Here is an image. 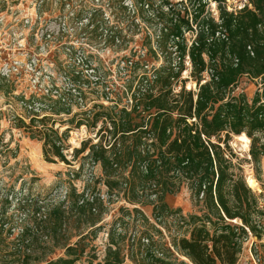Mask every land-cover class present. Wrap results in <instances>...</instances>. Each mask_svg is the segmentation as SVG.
Wrapping results in <instances>:
<instances>
[{
    "label": "trees",
    "instance_id": "16d2710c",
    "mask_svg": "<svg viewBox=\"0 0 264 264\" xmlns=\"http://www.w3.org/2000/svg\"><path fill=\"white\" fill-rule=\"evenodd\" d=\"M192 1L197 20L204 13L205 3ZM250 1L256 11L245 8L233 14L221 10V26L228 32L227 39L213 36L219 26L213 19L203 18L199 22L201 29L189 49L191 76L198 86L196 91L187 89L181 80L185 67L183 57L188 49L183 28L189 27L186 19L189 11L184 9L176 22L172 14L168 19L158 16L166 23L162 27L164 35L156 41L164 64L153 70L146 69L148 64L144 60L132 64L136 71L140 63L143 72L134 75L126 88L131 94L130 107L118 102L108 106L95 103L89 110L75 112L72 117L77 128L87 126L89 118H92V126L101 122L103 126L98 132L105 131L109 136L98 133L96 143L84 140L79 148L73 149V157L88 150L84 159L101 165L99 183L107 187L109 196L122 193L131 204L145 206L150 203L153 206L155 224L137 206L121 208V220H140L145 228L137 237L118 230L115 223L109 232L103 264H237L246 240L250 236L261 240L264 236V187L263 192L257 194L247 184L241 168L236 170L229 145L233 135L246 133L251 139L252 161L257 171L260 169L264 158V23L257 11L264 8V0ZM206 26L210 32L204 30ZM114 35L88 36V39L94 41L104 37L105 43L122 44L125 37ZM64 43L67 45V40ZM66 49L70 55L75 53L74 46ZM83 63H91L89 57ZM209 69L213 70V76L201 83ZM63 72L71 83L69 88H58L56 81L51 80L52 89L48 93H35L29 99L18 95V103L27 108L28 116L14 119L19 128L28 129L31 137L42 141L46 161L71 164L65 152L69 127L61 132L55 126V116L70 115L72 102L80 105L82 101L81 105L85 106L87 93L98 92L93 90L89 77L75 66H68ZM244 75L260 79L262 83V91L258 90L251 100L243 93H231ZM100 77L97 76L96 82ZM178 82L182 84L181 90L174 92ZM6 87L0 79V91H13ZM54 88L58 90L56 94ZM84 166L82 162L72 176L80 177ZM184 187L190 190L191 198L199 206L198 213L186 216L169 206L167 195L176 194ZM76 197L75 211L93 217L90 222L95 226L100 221L94 217L98 213L97 206L104 205L101 194L91 192L86 197L82 192ZM43 208L36 202L34 226L21 228L11 240L12 245L5 241L15 227L8 221L1 222L0 218V264H33V261H37L36 264H85L82 259L89 233L82 235L75 244L62 237L64 256L35 260L31 242L41 229L46 231L43 236L51 235L55 239L66 226L67 212L62 206L55 208V212L53 209L39 216ZM169 216H173L185 232L169 235L168 242L161 227L169 230L165 223Z\"/></svg>",
    "mask_w": 264,
    "mask_h": 264
},
{
    "label": "rangeland",
    "instance_id": "374dc122",
    "mask_svg": "<svg viewBox=\"0 0 264 264\" xmlns=\"http://www.w3.org/2000/svg\"><path fill=\"white\" fill-rule=\"evenodd\" d=\"M179 2L180 0H0V79L6 83L8 91L13 90L9 93L0 91V218L1 222L8 221L15 227L5 244L12 245L11 240L16 238L21 228L34 226L36 202L44 206L39 216L53 209L55 212L58 206H62L67 213L64 231L57 234L55 239L51 235L43 236L46 234L45 229H41L38 237L33 239L31 252L35 260L64 256L65 241L62 237H67V242L75 244L82 235L89 233L90 236H86L85 241L87 250L82 260L85 264L89 261L92 264H103L109 232L115 223L118 230L136 234L137 237L145 228L140 220H121L122 207L133 209L137 206L155 224L152 204L134 205L127 202L122 193L117 196L107 194V187L99 183V177L102 176L101 165L84 159L88 150L73 157V149L79 148L84 140L98 142V129L103 124L98 122L96 126H92V118H89L87 126L77 128L72 117L75 112L89 110L95 103L108 106L118 102L121 106H131V94L126 88H129L134 75L143 72L140 63L136 71H133L132 64L137 60L147 61V70L164 64L162 53L158 48L155 49L154 38L165 33L162 27L166 23L160 17L168 19L172 13L174 16L182 15L184 7ZM211 3L213 2L210 0L205 2V10L213 8ZM172 5L174 9L169 10L167 7ZM188 5L193 12V1L188 0ZM252 8L256 11L253 4ZM214 10L217 11V8ZM257 13L264 23V8ZM115 33L125 37L122 44L111 42L110 45L105 43L104 37L94 41L92 38L88 39V36H115ZM183 35L190 38L194 36V32L190 30L186 34L183 32ZM57 36H61L59 40ZM66 40L67 45L64 43ZM70 46H74L73 55L66 49ZM148 50L147 58H144ZM87 56L91 63L85 65L83 62ZM68 66H75L86 74L93 83V90L98 93H87L85 106L72 102L70 115L61 113L55 116V126L61 132L69 127L68 149L65 152L71 164L59 160L48 162L43 154L42 141L31 137L28 129L17 126L14 119L16 116H28L27 108L18 103L17 96L23 94L29 99L41 90L46 92L44 88L52 74L56 75V87L69 88L71 83L63 72ZM186 71L187 69L181 80L187 89L196 90L198 86L195 78ZM97 76L101 77L96 82ZM176 84L178 87L179 82ZM258 90L262 91L260 79L244 75L231 93H243L251 100ZM106 94L110 100L106 98ZM40 112L41 115L44 114V111ZM78 116L81 118L83 115ZM99 134L107 135L105 131ZM229 145L234 153L232 159L236 170L241 168L247 184L249 176L256 179L257 185L250 187L257 194L263 192L264 158L257 171L250 155L251 139L248 150L242 148L237 135L232 136ZM82 162L85 166L81 176H72L79 170ZM92 178L95 179L91 180ZM82 192H85L86 197L91 192H97L104 199V205L97 206L98 213L94 214L95 219L100 220L95 226L90 222L91 217L87 214L79 215L75 211L76 196ZM167 202L173 211L178 209L186 216L198 213L199 210L187 187L176 194H168ZM165 223L169 230L161 228L168 242L169 235H181L185 232L174 221L173 216L167 217ZM36 263L37 261H33V264ZM237 264H264V236L261 240L254 236L246 240Z\"/></svg>",
    "mask_w": 264,
    "mask_h": 264
},
{
    "label": "built area",
    "instance_id": "2783aa9c",
    "mask_svg": "<svg viewBox=\"0 0 264 264\" xmlns=\"http://www.w3.org/2000/svg\"><path fill=\"white\" fill-rule=\"evenodd\" d=\"M203 2L205 3V2H207V0H203ZM210 2H213V3H211L213 5V8L211 9V7H210V11L206 8L204 13L197 20H195V12H191V9L189 8L188 0L187 1L186 0H180V2H179L184 7V9H187L189 11L188 16L186 17L187 21L189 22V27H184L183 31H184L185 34H186L187 31L189 32L190 30L194 32V36H190V38H187L188 49H187V53L183 57L184 66H186V67H184V70L182 71V74H183V72H185L186 69H187L186 72L189 75L192 72V61H191L189 49H190V46L194 43L195 39L198 36V33H199L200 29H201V26H200L199 22L203 18H205V17L207 19L211 18V19L214 20V22H216L219 25L217 30H216V32H215V35H213V36L218 37V38L227 39V33L228 32H227V30L225 28H223V26H221V17H220L221 10L224 9V10H226L229 13L237 14L238 12L242 11L245 8L253 9L252 8V3H251L250 0H210ZM167 8L169 10H172V9H174V5H172L170 7H167ZM214 8H217V11H215ZM195 9H196V7H195ZM196 14H197V11H196ZM172 17L174 18L173 20L175 22L178 20V17L174 16L173 13H172ZM204 30L207 31V32H210L208 30L207 26L205 27ZM210 36H212V35H210ZM159 37L160 36H155V38H154L155 40L154 41L156 42L159 39ZM45 40H47V36H45ZM157 48L158 47L156 45L155 49H157ZM172 49H173V51H176V48H172ZM145 55H146V53L144 54V56ZM174 56H175V58L177 57V59H179V57H178L179 55H178L177 52H174ZM129 62H131V64L133 63L132 61H129ZM146 67L149 68L148 65ZM212 76H213V70L212 69L207 70L205 72V74L203 75V79H202L201 83H205L206 81L210 80ZM55 79H56V75L52 74V76H50L49 82L46 85V88H44L46 90V92L41 90L40 92H37V93H39V94L48 93V91H50L52 89L50 81L51 80H55ZM66 79H67V77H66ZM56 85H57V83H56ZM181 87H182V84L179 83L178 87L177 86L174 87V92H179L181 90ZM196 90H193V91H196ZM57 91H58L57 88L53 89V92L55 94L57 93ZM107 99H109V98H107ZM108 102H109V100H108ZM79 104L81 105L82 101H80ZM34 105L37 106V104H34ZM81 106H83V105H81Z\"/></svg>",
    "mask_w": 264,
    "mask_h": 264
},
{
    "label": "bare ground",
    "instance_id": "6f19581e",
    "mask_svg": "<svg viewBox=\"0 0 264 264\" xmlns=\"http://www.w3.org/2000/svg\"><path fill=\"white\" fill-rule=\"evenodd\" d=\"M238 141L241 143V146L244 150H248L250 146V138L246 133H241L237 135ZM248 184L251 187H255L257 185L256 179H254L252 176L248 177Z\"/></svg>",
    "mask_w": 264,
    "mask_h": 264
}]
</instances>
